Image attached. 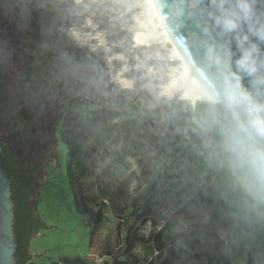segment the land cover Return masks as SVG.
<instances>
[{"label": "clouds", "instance_id": "clouds-1", "mask_svg": "<svg viewBox=\"0 0 264 264\" xmlns=\"http://www.w3.org/2000/svg\"><path fill=\"white\" fill-rule=\"evenodd\" d=\"M0 97L153 200L178 264H264V0H0Z\"/></svg>", "mask_w": 264, "mask_h": 264}, {"label": "trees", "instance_id": "trees-1", "mask_svg": "<svg viewBox=\"0 0 264 264\" xmlns=\"http://www.w3.org/2000/svg\"><path fill=\"white\" fill-rule=\"evenodd\" d=\"M5 100L6 97H0V105ZM9 133H14L17 137L20 156H23L22 147L27 150L28 155H32L34 145L39 143L45 153H54V142L43 136L25 111L12 119L0 116V138ZM61 139L67 147V170L76 211L87 217L92 227L88 257L65 258L61 264H100L101 260L102 264H178L179 256L171 249L163 227H159L153 220L159 214L155 202L139 190L132 201L129 193L132 186L128 182L101 179L97 175L95 164L89 163V151L65 133L64 121ZM0 146V164L12 179L17 264H35L32 262L30 243L44 224L36 212L38 200L33 202L32 199L38 193L37 177L42 166L37 164L38 161L33 165H26L11 147L4 144ZM94 177L99 179L97 184L87 182ZM130 201L133 202L134 212L132 221L128 223L125 216ZM110 210L117 221L108 238L103 240L101 230L110 222ZM149 223L152 224L153 231L146 237L142 231ZM140 247L149 248L153 258L149 261L140 260L136 255Z\"/></svg>", "mask_w": 264, "mask_h": 264}, {"label": "rangeland", "instance_id": "rangeland-1", "mask_svg": "<svg viewBox=\"0 0 264 264\" xmlns=\"http://www.w3.org/2000/svg\"><path fill=\"white\" fill-rule=\"evenodd\" d=\"M30 118L43 136L54 142L53 154L45 153L39 143L34 145L35 150L32 155H28L27 150L22 147L23 156H20L18 154L19 143L14 133L0 138V144L11 147L22 163L30 165L32 162L38 161L37 164L42 166L41 173L37 177L38 193L32 200L33 202L38 200L36 212L44 227H41L31 240L32 262L35 264H61L65 258H86L90 251L92 227L89 225L88 218L76 211L67 170V147L61 139L63 120L51 115L38 120L31 115ZM98 176L103 178L102 175ZM98 181V177H94L87 182L97 184ZM137 190L139 189L133 187L129 190L132 201L138 195ZM132 201L127 205L125 221L128 223L132 221L131 216L134 212ZM108 216L110 222L105 224L101 230L103 240L108 238L117 221L111 210ZM153 220L158 223L159 227L162 226L160 214ZM152 231V224L149 223L143 229L142 234L147 237ZM136 255L142 261H149L153 258V253L146 247L138 248ZM102 262V260L99 261L100 264Z\"/></svg>", "mask_w": 264, "mask_h": 264}, {"label": "water", "instance_id": "water-1", "mask_svg": "<svg viewBox=\"0 0 264 264\" xmlns=\"http://www.w3.org/2000/svg\"><path fill=\"white\" fill-rule=\"evenodd\" d=\"M2 148L0 146V155ZM36 162H32L33 165ZM12 179L0 164V264H17L15 240V204L12 200ZM44 227V225L42 226Z\"/></svg>", "mask_w": 264, "mask_h": 264}]
</instances>
